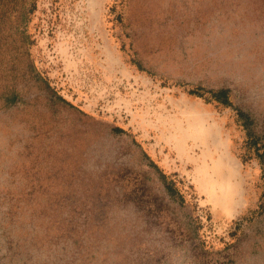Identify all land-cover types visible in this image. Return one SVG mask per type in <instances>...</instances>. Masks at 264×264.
<instances>
[{
    "label": "water",
    "instance_id": "95a60500",
    "mask_svg": "<svg viewBox=\"0 0 264 264\" xmlns=\"http://www.w3.org/2000/svg\"><path fill=\"white\" fill-rule=\"evenodd\" d=\"M33 0H0V264H264V211L224 250L134 139L58 100L34 67ZM144 70L229 91L264 141V0H126Z\"/></svg>",
    "mask_w": 264,
    "mask_h": 264
},
{
    "label": "rangeland",
    "instance_id": "374dc122",
    "mask_svg": "<svg viewBox=\"0 0 264 264\" xmlns=\"http://www.w3.org/2000/svg\"><path fill=\"white\" fill-rule=\"evenodd\" d=\"M125 3L33 0L34 67L58 100L130 135L187 211L203 249L224 250L264 211V141L229 91L223 105L208 90L144 70L124 30Z\"/></svg>",
    "mask_w": 264,
    "mask_h": 264
},
{
    "label": "trees",
    "instance_id": "16d2710c",
    "mask_svg": "<svg viewBox=\"0 0 264 264\" xmlns=\"http://www.w3.org/2000/svg\"><path fill=\"white\" fill-rule=\"evenodd\" d=\"M138 68L141 69V66L138 64ZM142 70V69H141ZM222 92V94H217V95H214V99L217 100L218 102L222 103L223 105H229V100L227 98V96L225 95L227 91H220ZM218 93V92H216ZM191 94L197 96V97H201V93L199 90H194ZM116 132H120V130L118 129H114ZM146 159L150 162V164L156 168L154 166V164L149 160V158L146 156ZM163 181V179H162ZM164 182V181H163ZM165 183V182H164ZM166 185V189H167V192L169 193V195L172 197V191L170 190V185H168L167 183H165Z\"/></svg>",
    "mask_w": 264,
    "mask_h": 264
},
{
    "label": "flooded vegetation",
    "instance_id": "af4514ba",
    "mask_svg": "<svg viewBox=\"0 0 264 264\" xmlns=\"http://www.w3.org/2000/svg\"><path fill=\"white\" fill-rule=\"evenodd\" d=\"M200 91V90H199ZM201 92V91H200ZM210 93H212L213 95H217V94H222V92H218V93H216V92H214V91H209Z\"/></svg>",
    "mask_w": 264,
    "mask_h": 264
}]
</instances>
